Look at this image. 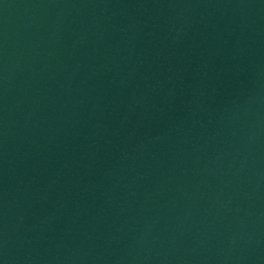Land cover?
<instances>
[{
	"label": "water",
	"instance_id": "water-1",
	"mask_svg": "<svg viewBox=\"0 0 264 264\" xmlns=\"http://www.w3.org/2000/svg\"><path fill=\"white\" fill-rule=\"evenodd\" d=\"M185 205L264 264V0H30Z\"/></svg>",
	"mask_w": 264,
	"mask_h": 264
}]
</instances>
